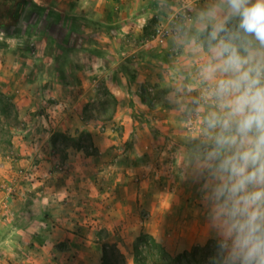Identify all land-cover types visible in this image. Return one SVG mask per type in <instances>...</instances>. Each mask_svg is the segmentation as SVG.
I'll list each match as a JSON object with an SVG mask.
<instances>
[{"label":"crops","instance_id":"obj_1","mask_svg":"<svg viewBox=\"0 0 264 264\" xmlns=\"http://www.w3.org/2000/svg\"><path fill=\"white\" fill-rule=\"evenodd\" d=\"M183 2L28 0L16 32H0V90L19 122L0 159V264H101L105 247L140 232L170 253L214 239L184 174L214 107L200 67L203 11L216 0H199L164 42L146 41ZM101 88L115 102L107 113ZM82 131L91 151H58L54 133Z\"/></svg>","mask_w":264,"mask_h":264},{"label":"clouds","instance_id":"obj_2","mask_svg":"<svg viewBox=\"0 0 264 264\" xmlns=\"http://www.w3.org/2000/svg\"><path fill=\"white\" fill-rule=\"evenodd\" d=\"M203 16L200 78L214 107L184 178L216 241L209 264H264V0H216Z\"/></svg>","mask_w":264,"mask_h":264},{"label":"trees","instance_id":"obj_3","mask_svg":"<svg viewBox=\"0 0 264 264\" xmlns=\"http://www.w3.org/2000/svg\"><path fill=\"white\" fill-rule=\"evenodd\" d=\"M28 0H0V32H16ZM16 120L17 113L10 97L0 90V155L9 151L12 145L9 120ZM215 239L193 245L177 254H171L166 247L152 235L140 232L132 243V264H209L215 252ZM101 264H128L117 249L105 247Z\"/></svg>","mask_w":264,"mask_h":264},{"label":"built area","instance_id":"obj_4","mask_svg":"<svg viewBox=\"0 0 264 264\" xmlns=\"http://www.w3.org/2000/svg\"><path fill=\"white\" fill-rule=\"evenodd\" d=\"M199 0H184L179 5L181 11H173L166 20H158L155 24L152 32L146 38L147 42L160 44L166 40L170 34H177L185 23L191 17V11L193 7L197 5ZM147 91L151 97H155L153 87L149 86ZM187 124L192 126L194 124V118L192 116L187 117ZM20 173H23L20 171Z\"/></svg>","mask_w":264,"mask_h":264},{"label":"rangeland","instance_id":"obj_5","mask_svg":"<svg viewBox=\"0 0 264 264\" xmlns=\"http://www.w3.org/2000/svg\"><path fill=\"white\" fill-rule=\"evenodd\" d=\"M101 94H103V96L105 98L104 101L106 104L105 107H103V104H102V107L105 110V112L107 113L112 108V106L115 104V102H114L112 96L108 95L106 90H104L102 88H101ZM9 122H10V124H14L15 126H13V127H16V129H17L18 124H19L17 119L16 120L11 119V120H9ZM184 124H187V118H184ZM13 127L11 128V132H12L11 137L17 135V134H14L15 132H14ZM111 128H113V127H111ZM53 139L58 144L57 149H59L58 151L60 153H62V151L68 146H80V145L84 146L86 151H91V144L89 143L90 142L89 141L90 140V134L85 132V131L80 132L76 136H71V135L56 132L53 134ZM7 154H8V151L3 152L2 155H0V159L3 156H6ZM143 215H145V214H143ZM128 247H129V249H128ZM111 248H114V247H111ZM115 249H117V248H115ZM186 249H188V248H186ZM117 250L124 257L126 262H129V264H132V244H129L127 246L123 245L121 249H117ZM179 252H181V251H179ZM171 254H177V253H171Z\"/></svg>","mask_w":264,"mask_h":264}]
</instances>
